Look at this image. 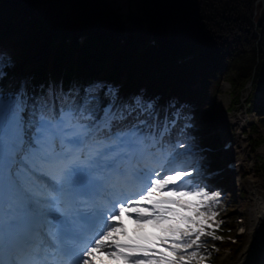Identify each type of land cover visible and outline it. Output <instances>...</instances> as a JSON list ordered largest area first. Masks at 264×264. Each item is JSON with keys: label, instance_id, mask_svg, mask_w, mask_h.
Listing matches in <instances>:
<instances>
[{"label": "snow or ice", "instance_id": "snow-or-ice-1", "mask_svg": "<svg viewBox=\"0 0 264 264\" xmlns=\"http://www.w3.org/2000/svg\"><path fill=\"white\" fill-rule=\"evenodd\" d=\"M6 66L0 56V264H48L40 260L45 247L56 249L63 258L57 264H190L178 253L191 249L202 234L211 235L206 228L216 230L211 222L218 213L204 209L220 194L189 186L186 178L194 172L171 167L175 158L167 161L163 174L152 168L156 161L150 148L155 145L146 144L137 125L129 123L112 134L114 121L137 119L144 112L158 118L151 111L153 105L145 107L137 98L135 106H126L117 115L112 112L113 97L100 117L95 89L73 97L29 92L9 86ZM181 119L188 117L179 109L165 116L172 127ZM105 129V136H98ZM58 178L74 192L99 194L110 185L112 194L122 197H109L110 208L81 213L80 222L94 231L82 249L71 218L59 221L56 232L40 230L44 224L51 229L56 219L47 218L38 198L40 187L57 191L48 182L59 184ZM133 215L130 236L124 220ZM149 227L155 231L147 233Z\"/></svg>", "mask_w": 264, "mask_h": 264}, {"label": "trees", "instance_id": "trees-1", "mask_svg": "<svg viewBox=\"0 0 264 264\" xmlns=\"http://www.w3.org/2000/svg\"><path fill=\"white\" fill-rule=\"evenodd\" d=\"M258 1L23 0L22 8L16 3L0 1L2 2L0 24H4L8 30H13L15 33L14 40L9 43L11 45L6 44L8 40H3L4 43L0 42V44L10 49V56L15 66L12 78L31 77L34 84L40 83V88L43 85L47 86L46 82L50 81V74L55 80L59 77L64 79L65 75H68L69 79L79 81L82 77L76 74L86 72V69L95 74L97 70H103L114 63L120 64L123 69L128 67L132 71L139 69L140 78L130 89H134L136 84L145 83L146 80L149 85L155 86V81L166 85L175 79V89L182 90L181 93L186 90L196 92L199 89L197 86L202 84L201 92L204 94L198 100L202 104H199V112L196 113L197 121L202 122L206 120L204 117L209 110L212 114L215 106L213 93L208 90L214 91L213 89L220 84L218 79L225 82L234 81L233 86L242 92L250 83L255 65L258 63L259 66L261 65V73L255 80L258 88L264 90V18L260 26L256 27L257 20L254 15ZM37 9L41 11L38 15H27L34 14V11L36 13ZM138 14L147 19L148 25L154 24L153 30L161 41L165 40L162 33H165L168 27V32L178 29L179 39L185 35L186 39L193 40L194 44H203L201 55L209 59L214 57V61L204 62L203 58H200L177 68L175 60H171L166 52L162 53L155 48L138 58L133 46L122 47L108 35L114 32L117 34L132 32L127 17ZM96 24L98 28L95 27ZM43 27L48 31L46 37L41 31ZM60 31L63 36L73 35L75 38L85 32L105 34L88 41L81 50L76 49L79 45L74 42L70 50L62 46L56 52L52 42ZM167 45L169 46L164 45L167 52L172 49L178 53L180 50L174 42H168ZM45 49L46 57L34 60L41 57V52ZM53 58L55 60L52 63ZM203 65L207 68L197 70V66ZM195 69L196 71L192 72ZM131 75L135 73L131 72ZM172 96H177L173 90ZM259 110L264 114L263 108ZM261 122L264 123V117ZM213 129V125H209L207 131ZM209 140L215 146L219 143L218 137ZM217 222L214 223L216 228H218ZM205 233L212 234L202 235L199 240L200 245L193 246L191 264L202 260L213 264L216 260L215 251L221 246L217 237L222 231L217 229L211 232L205 229ZM197 250L202 256L193 257L192 254Z\"/></svg>", "mask_w": 264, "mask_h": 264}, {"label": "bare ground", "instance_id": "bare-ground-1", "mask_svg": "<svg viewBox=\"0 0 264 264\" xmlns=\"http://www.w3.org/2000/svg\"><path fill=\"white\" fill-rule=\"evenodd\" d=\"M228 88L230 87L225 86L223 91H227ZM226 99L229 101L231 97L227 94L226 98L222 96V104L226 102ZM229 105L230 103L228 102L226 106L229 107ZM251 122H253L252 119L243 117H232L230 119V117L223 113L220 114L218 119L220 127L226 128L232 125L238 132L239 136L231 138V133H229V136L226 137L229 138L227 144L233 142V147L230 151H234L237 157L235 158L232 153L226 152L224 164L218 167V170H220L218 173H220L215 175L214 181L222 183L221 176L228 174L227 167L229 166L228 162L230 159L234 157L235 161L242 160L244 168L241 165V162H236L238 164L235 167H237V170L242 173L234 179V182L236 183V187L241 189L240 176H242L243 173L250 175L247 184L250 197L245 201L244 205L249 207L251 214L249 221L250 225L247 227L248 232L245 235L239 236L236 230V233L226 239L225 244L221 249V254L219 255L218 264H264V186H262V181L255 175V156L251 154V150L248 148L246 140L243 137L245 126L251 124ZM226 149L228 151L229 147L227 146ZM260 153L264 157V147L261 148ZM176 157L179 160L172 165V167L175 168L182 163L183 157L187 158V161L182 165L187 166V164H190L193 154L185 153L183 155V151H180L177 153ZM238 157L241 158L239 159ZM249 159H251V161ZM204 171L205 170H202V172ZM49 219H51V217H49ZM48 227L49 226L46 224V229ZM240 247H243V249L239 255H236V251Z\"/></svg>", "mask_w": 264, "mask_h": 264}, {"label": "rangeland", "instance_id": "rangeland-1", "mask_svg": "<svg viewBox=\"0 0 264 264\" xmlns=\"http://www.w3.org/2000/svg\"><path fill=\"white\" fill-rule=\"evenodd\" d=\"M262 2H264V0ZM254 15H256V20H257L256 23H255V26L256 27H259L262 18H264V4L258 5V6L255 5ZM95 27L98 28L99 26H97V24H96ZM100 28H102V27H100ZM156 28H158L157 25H156ZM153 29H154V24H152V30ZM168 30H169V27L167 28V30L165 31V33H162V35L165 36V40H163L164 41V44H167L168 42H174L176 44L177 41H178V39H179L180 30L175 29L174 32H171V31L168 32ZM97 36L98 35H95L94 37L90 38L88 41L94 40ZM85 46H86V43L84 44V47ZM124 47H126V46H124ZM255 68H256V71L257 72L255 74H252V77H251V80L250 81H252L256 77H258V74L261 73V70H260L261 65L259 66L258 63H257L255 65ZM215 74H217V73H215ZM218 81H220V87H218V89L220 90V93H219V96H218V100L219 101H218V104H214L215 106H214L213 111H212L213 116H211L212 114L210 113L211 111L209 110V112H207L208 114L205 115V117H204V118H206V120L200 122V124H199L200 130H197L196 132H193L190 135L189 139H187L189 141V143H190L189 144L190 146H186L185 148L188 149L186 151L191 152V154H193V158L202 159L205 156L204 155L205 152L212 153V150L210 148H207L206 146L199 147V144H201V143L202 144H205L207 142V138L210 135L206 133V130L208 129V126L209 125H213L216 128V131L214 133H216V134H218V132L221 133V128H220V125L218 123V119L220 117V114L223 113L226 116L230 117V119L232 117H244V112H245L246 108H244L243 105L237 106V111H230L229 110V107L232 105V101L237 98L236 96H238V89L236 90V89L233 88L234 81H231V83H232V89H231V85L229 83H227V81L225 82V81H222V80H219V79H218ZM225 86L230 87V88H228L227 91H223V89H224ZM210 91H212V90H210ZM226 94L229 95V97H231V99H229V101H227V99H226V102H224L222 104V96H224L226 98ZM247 95H248V93L246 92L243 95V97L242 96L240 97V99H244L243 102H246ZM228 102L230 103L229 107L226 106V104H228ZM209 118H211L212 120L211 121H208ZM250 118L253 120V122H252L251 125H248L246 127L244 137H245L246 141H248V144L247 145L250 146V149L252 150L251 153L256 154V152H257L258 156H260V158H258V159L259 160L262 159L264 161V157L260 153L261 148L264 147V127H262L263 125L259 123V119L257 118L256 115L250 116ZM253 125H256L257 130H258L259 135H260L259 138H260L261 143H262L261 148H258V149H257L256 146L254 148H252V146H251V144L254 143L253 136H251V130L253 128ZM231 128H232V130H235L233 127H231ZM234 133L238 135V132L237 131H234ZM222 139H223V137H222ZM205 148H207V149H205ZM215 150H214L213 153L216 156H218L220 154L221 160L218 163H216V162H203V164H202V167H204L206 165L208 166L206 172H207V175H211V176H213L214 174L218 173V171H220V170H218V167L220 165L224 164V161H225L224 148L222 147L220 151H218V150L215 151ZM259 160H257L256 165L259 164ZM255 171H256V168H255ZM257 173H259V172L257 171ZM259 177H261V176H259ZM248 179H249V176L247 175V178H246V175L243 174L242 180H243L245 186L248 183ZM230 181L231 180H229L227 178V180H225L224 182L221 183V187L220 188H222L224 190L225 187H226V194H227V197L230 199L228 201V203H229L228 204L229 205L228 206V209L230 208L232 210V209H234L233 204H234L235 197L233 196V194H234V188H233V186L230 187V185H229L230 184ZM246 189H247V191H249L247 187H246ZM246 195L247 194H246V190H245V197H246ZM235 203L237 205V207L235 206L237 210H235L234 214L236 212L239 213V212L242 211V206H240V203L237 204L236 200H235ZM228 209L226 211V214L222 218L223 219L222 222L227 227L226 230H224L225 233H224V235L221 238V241L223 242V245L225 244L226 239L229 238L234 233H236V230L238 229L237 228V224L236 223H235V225L233 224L234 223L233 222V218H231V215H230L231 212H229ZM245 211L248 213L249 212V208L247 207L245 209ZM223 245H222V247H223ZM222 247H220V249H217V251H216L217 252V259H216V261H215L214 264H218L217 262H218V259H219V255L221 254L220 252H221ZM242 249H243V247H240L236 251V253H237L236 255H239L241 253Z\"/></svg>", "mask_w": 264, "mask_h": 264}, {"label": "water", "instance_id": "water-1", "mask_svg": "<svg viewBox=\"0 0 264 264\" xmlns=\"http://www.w3.org/2000/svg\"><path fill=\"white\" fill-rule=\"evenodd\" d=\"M130 22L132 23L133 26H136L138 29L142 28L141 27V24H142V21L137 19V18H132L130 19Z\"/></svg>", "mask_w": 264, "mask_h": 264}]
</instances>
